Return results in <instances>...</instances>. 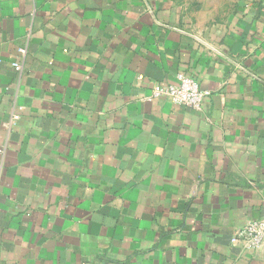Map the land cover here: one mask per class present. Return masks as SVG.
I'll return each mask as SVG.
<instances>
[{"label":"crops","instance_id":"0c3cea01","mask_svg":"<svg viewBox=\"0 0 264 264\" xmlns=\"http://www.w3.org/2000/svg\"><path fill=\"white\" fill-rule=\"evenodd\" d=\"M257 220L264 0H0V264H264Z\"/></svg>","mask_w":264,"mask_h":264},{"label":"built area","instance_id":"2783aa9c","mask_svg":"<svg viewBox=\"0 0 264 264\" xmlns=\"http://www.w3.org/2000/svg\"><path fill=\"white\" fill-rule=\"evenodd\" d=\"M19 53L24 55L25 51L20 50ZM11 66L16 72L22 69L19 63H13ZM209 95L208 92L200 90L192 76L177 73L174 83L153 85L149 100L164 99L178 106L199 110ZM17 120L18 117L14 116L10 124H14ZM233 241L240 242L246 250L255 251L260 248L264 243V220L249 221L234 230Z\"/></svg>","mask_w":264,"mask_h":264}]
</instances>
